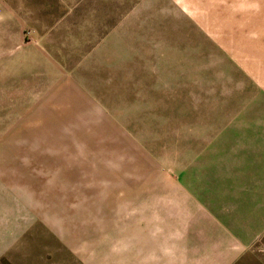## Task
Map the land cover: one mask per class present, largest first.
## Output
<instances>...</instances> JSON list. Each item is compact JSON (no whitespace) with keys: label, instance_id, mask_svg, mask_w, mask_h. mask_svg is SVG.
I'll list each match as a JSON object with an SVG mask.
<instances>
[{"label":"rangeland","instance_id":"374dc122","mask_svg":"<svg viewBox=\"0 0 264 264\" xmlns=\"http://www.w3.org/2000/svg\"><path fill=\"white\" fill-rule=\"evenodd\" d=\"M252 79L264 0H0V231L48 218L0 264H82L110 214L166 194L231 208L246 172L215 132Z\"/></svg>","mask_w":264,"mask_h":264},{"label":"crops","instance_id":"0c3cea01","mask_svg":"<svg viewBox=\"0 0 264 264\" xmlns=\"http://www.w3.org/2000/svg\"><path fill=\"white\" fill-rule=\"evenodd\" d=\"M245 88L244 95L231 98L229 111L222 113L227 127L215 136L224 138L217 139L218 146L230 152L233 168L246 172L232 184H246L248 191L231 193L232 207H217L214 215L190 208L174 194L165 195L162 207L116 210L104 220L101 234H87L85 248H72L82 264H264V79L248 80ZM37 208L28 206L24 226L0 231L1 258L6 248L17 255L21 236L30 249L31 239L46 238L48 218Z\"/></svg>","mask_w":264,"mask_h":264}]
</instances>
